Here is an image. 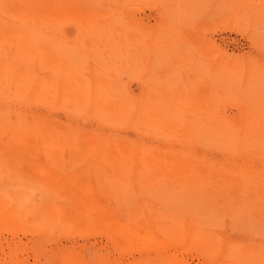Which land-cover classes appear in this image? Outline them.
Wrapping results in <instances>:
<instances>
[{
  "label": "rangeland",
  "instance_id": "1",
  "mask_svg": "<svg viewBox=\"0 0 264 264\" xmlns=\"http://www.w3.org/2000/svg\"><path fill=\"white\" fill-rule=\"evenodd\" d=\"M0 264H264V0H0Z\"/></svg>",
  "mask_w": 264,
  "mask_h": 264
},
{
  "label": "bare ground",
  "instance_id": "2",
  "mask_svg": "<svg viewBox=\"0 0 264 264\" xmlns=\"http://www.w3.org/2000/svg\"><path fill=\"white\" fill-rule=\"evenodd\" d=\"M48 4L54 6L55 5V0H37V5H38L39 8H41V7L45 6V5H48ZM121 150L123 151L124 148L122 147Z\"/></svg>",
  "mask_w": 264,
  "mask_h": 264
}]
</instances>
